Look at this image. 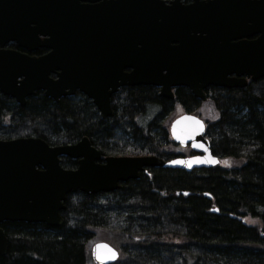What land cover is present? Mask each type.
Segmentation results:
<instances>
[{"label": "water", "instance_id": "95a60500", "mask_svg": "<svg viewBox=\"0 0 264 264\" xmlns=\"http://www.w3.org/2000/svg\"><path fill=\"white\" fill-rule=\"evenodd\" d=\"M10 42L26 51L5 48ZM39 49L48 52L31 54ZM263 77L264 0H0V92L22 106L38 90L55 101L80 90L106 118L124 86H155L168 99L187 87L206 100L209 86L241 88ZM170 133L196 154L103 157L88 137L57 146L40 137L0 139V223L61 226L69 193L114 191L147 168L190 172L219 163L199 116L179 115ZM61 157L77 167L64 168ZM6 250L0 227V254ZM92 258L112 264L119 251L99 241Z\"/></svg>", "mask_w": 264, "mask_h": 264}, {"label": "trees", "instance_id": "16d2710c", "mask_svg": "<svg viewBox=\"0 0 264 264\" xmlns=\"http://www.w3.org/2000/svg\"><path fill=\"white\" fill-rule=\"evenodd\" d=\"M173 92L168 99L155 86H124L106 118L79 92L55 101L38 91L24 106L0 95V139L40 137L57 146L88 137L103 156H186L170 123L178 109L197 114L201 101L187 87ZM205 92L219 112L206 127L217 165L147 168L112 192L69 193L61 226L5 222L0 264H95L96 241L118 248L113 264H264V77ZM62 165L77 163L62 157Z\"/></svg>", "mask_w": 264, "mask_h": 264}, {"label": "rangeland", "instance_id": "374dc122", "mask_svg": "<svg viewBox=\"0 0 264 264\" xmlns=\"http://www.w3.org/2000/svg\"><path fill=\"white\" fill-rule=\"evenodd\" d=\"M200 101H201L200 102V107L198 109V113L197 114H199L204 120H206L208 122L217 120L218 117H219V112H218L217 108L215 107V105L212 104L208 99H206V100H200ZM180 111H182V110L181 109H178L179 114H181ZM176 116H178V115H174V117L172 118V120ZM172 120H171V122H172ZM184 151H185V153H187L186 149ZM248 223L251 224V225H255V224H253L254 222L252 220H250Z\"/></svg>", "mask_w": 264, "mask_h": 264}, {"label": "flooded vegetation", "instance_id": "af4514ba", "mask_svg": "<svg viewBox=\"0 0 264 264\" xmlns=\"http://www.w3.org/2000/svg\"><path fill=\"white\" fill-rule=\"evenodd\" d=\"M167 2H170L171 0H166ZM184 4H189V3H192L193 2V0H181ZM10 43H14V42H10ZM10 43H8V44H6L5 45V48H10L9 47V44ZM16 44V43H15ZM10 49H18V50H20V51H23V52H25L26 50L25 49H23V48H19L18 46H17V44H16V47L15 48H10ZM48 51L46 50V49H39V50H37V51H34V52H32L31 54L32 55H36V56H40V55H43V54H45V53H47ZM51 77H53V78H57L56 77V75L55 74H52L51 75ZM207 89V88H206ZM38 91H41V92H43V94L45 95V93H44V91L43 90H38ZM38 91H36V92H38ZM82 93L80 90H76L75 91V93H73L72 95H67V96H74L75 94H77V93ZM84 94V93H83ZM0 95H4V94H2L1 92H0ZM34 95V94H33ZM29 97V96H28ZM27 97V98H28ZM63 97H65V96H63ZM27 98H26V100H27ZM62 98V97H61ZM60 98V99H61ZM59 99V100H60ZM190 154L191 155H194V154H196L195 152L194 153H192V152H190ZM190 156V155H189ZM76 161V163H78L77 162V160H75ZM122 183H124V182H119V184L121 185V187H122ZM63 217V216H62ZM5 222H12V221H4V222H2V223H0V227L3 229V227H2V225L5 223ZM3 231H4V233H5V235H6V237H7V250H8V245H9V237H8V235H7V233L5 232V230L3 229ZM7 250H6V252H7ZM6 254V253H5ZM5 254H3V255H5ZM0 255H2V254H0Z\"/></svg>", "mask_w": 264, "mask_h": 264}]
</instances>
